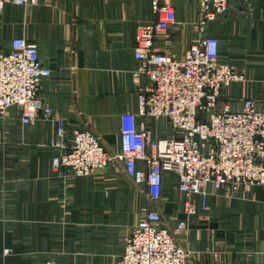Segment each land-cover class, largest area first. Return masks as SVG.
Instances as JSON below:
<instances>
[{
    "label": "crops",
    "instance_id": "obj_1",
    "mask_svg": "<svg viewBox=\"0 0 264 264\" xmlns=\"http://www.w3.org/2000/svg\"><path fill=\"white\" fill-rule=\"evenodd\" d=\"M174 3L178 24L159 49L182 59L199 39L192 29L198 2ZM151 4L43 0L30 9L8 6L0 16V53L11 51L17 37L37 45L52 70L43 82L46 105L69 129L90 130L117 155L120 117L139 109L144 77L134 48L137 30L154 21ZM207 29L220 42L221 62L246 76L222 101L232 112H241L247 99L264 104V0L251 6L232 1ZM153 128L160 139L171 135L165 121ZM54 129L43 120L24 126L18 108L0 117V264H116L146 200L120 166L79 179L53 168ZM171 185L177 186L172 174L165 178L163 198ZM180 241L193 252L194 264H264V188L212 196L208 212L194 219ZM7 249L12 254L6 256Z\"/></svg>",
    "mask_w": 264,
    "mask_h": 264
},
{
    "label": "built area",
    "instance_id": "obj_2",
    "mask_svg": "<svg viewBox=\"0 0 264 264\" xmlns=\"http://www.w3.org/2000/svg\"><path fill=\"white\" fill-rule=\"evenodd\" d=\"M42 1L0 0V16L8 6L30 9ZM174 1L152 0L154 21L137 30L134 56L144 84L138 113L120 117L117 155L90 130L69 129L46 105L43 82L52 70L42 63L37 45L17 37L11 51L0 53V117L18 108L24 126L52 122L53 168L79 179L121 165L144 196L143 217L116 264H194L193 252L180 239L188 236L193 219L208 212L210 198L264 188V104L247 99L241 112H232L222 101L224 92L246 76L221 62L220 42L207 33L208 24L226 14L232 1L251 6L256 0H196L198 20L192 29L199 39L182 59L159 49L178 24ZM159 121L167 123L169 138H158L153 123ZM170 174L183 197V218L168 224L158 204Z\"/></svg>",
    "mask_w": 264,
    "mask_h": 264
},
{
    "label": "rangeland",
    "instance_id": "obj_3",
    "mask_svg": "<svg viewBox=\"0 0 264 264\" xmlns=\"http://www.w3.org/2000/svg\"><path fill=\"white\" fill-rule=\"evenodd\" d=\"M118 166H120V168L123 170L121 165H118ZM124 175L126 176V178L131 180L125 173H124ZM174 187H177V186H172L171 185L167 189H165L164 198L161 200V202L158 205V206H160V207H162L164 209V215H165L164 217L167 220V222L168 221H175V220H177L179 218H183V214H182V195L178 191H177V194H175L174 190H176V189H174ZM138 191H139V189H138ZM193 221H194V219L192 220V222ZM125 242H126V240H125ZM213 254H214L213 255L214 259L218 260L219 257H220V254L217 253V252H214Z\"/></svg>",
    "mask_w": 264,
    "mask_h": 264
}]
</instances>
